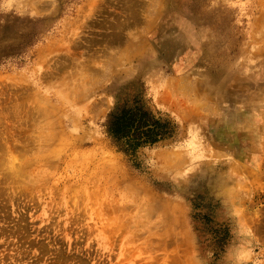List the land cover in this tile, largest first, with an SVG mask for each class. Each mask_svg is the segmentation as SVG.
<instances>
[{
    "label": "rangeland",
    "instance_id": "374dc122",
    "mask_svg": "<svg viewBox=\"0 0 264 264\" xmlns=\"http://www.w3.org/2000/svg\"><path fill=\"white\" fill-rule=\"evenodd\" d=\"M50 31L0 69V264H264V0H0ZM141 81L180 127L136 163L104 122ZM219 204L215 261L190 199Z\"/></svg>",
    "mask_w": 264,
    "mask_h": 264
},
{
    "label": "trees",
    "instance_id": "16d2710c",
    "mask_svg": "<svg viewBox=\"0 0 264 264\" xmlns=\"http://www.w3.org/2000/svg\"><path fill=\"white\" fill-rule=\"evenodd\" d=\"M49 31L44 19L0 16V69L26 65L32 50ZM103 127L112 147L133 163L139 160L141 151L175 140L180 133L173 119L150 106L141 81H133L121 90ZM190 201L193 226L202 247L218 261L232 240L231 229L218 220V203L206 195H195Z\"/></svg>",
    "mask_w": 264,
    "mask_h": 264
}]
</instances>
